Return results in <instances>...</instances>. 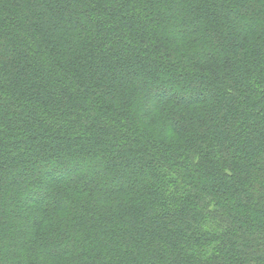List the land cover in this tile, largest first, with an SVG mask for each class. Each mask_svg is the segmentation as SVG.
I'll list each match as a JSON object with an SVG mask.
<instances>
[{
	"label": "trees",
	"instance_id": "obj_1",
	"mask_svg": "<svg viewBox=\"0 0 264 264\" xmlns=\"http://www.w3.org/2000/svg\"><path fill=\"white\" fill-rule=\"evenodd\" d=\"M0 264H264V0H0Z\"/></svg>",
	"mask_w": 264,
	"mask_h": 264
}]
</instances>
